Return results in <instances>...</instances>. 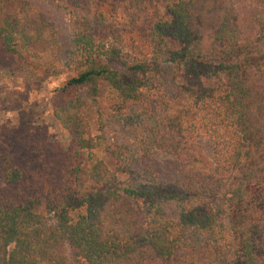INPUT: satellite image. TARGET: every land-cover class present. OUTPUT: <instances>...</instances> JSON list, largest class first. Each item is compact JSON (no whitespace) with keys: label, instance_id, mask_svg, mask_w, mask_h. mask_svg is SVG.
Here are the masks:
<instances>
[{"label":"trees","instance_id":"trees-1","mask_svg":"<svg viewBox=\"0 0 264 264\" xmlns=\"http://www.w3.org/2000/svg\"><path fill=\"white\" fill-rule=\"evenodd\" d=\"M62 1L82 13L52 114L71 139L0 126V264H264V0H163L160 15L144 13L154 0ZM120 28L144 46L125 51ZM1 56L42 79L64 64L28 0H0ZM157 151L175 176L150 174Z\"/></svg>","mask_w":264,"mask_h":264},{"label":"rangeland","instance_id":"rangeland-1","mask_svg":"<svg viewBox=\"0 0 264 264\" xmlns=\"http://www.w3.org/2000/svg\"><path fill=\"white\" fill-rule=\"evenodd\" d=\"M34 7L41 11L44 16L55 26L61 46L63 66L57 69L53 77L40 78L32 72L24 64H15L10 58H2L0 66V126L10 125L19 127L24 123H30L32 126L44 130L46 137L50 142H54L65 148L70 139V130L64 128L58 122L54 121L52 114L55 108L62 105L64 97L58 91V88L64 82L67 74V54L72 49L73 41L80 27L82 13L76 7H67L62 0H28ZM115 0H91L87 3V8L90 10L96 9L99 13H106L114 5ZM163 0H154L153 5H148L146 8L147 15L164 12ZM86 9H84L85 11ZM115 14V13H113ZM145 17V14H143ZM114 20V15H112ZM115 17H117L115 15ZM133 35L138 42H132ZM128 34L125 28H120V34L117 42L124 47L125 51H136L143 45L141 36L137 38L136 34ZM147 47L144 48L143 54H148ZM4 58V59H3ZM66 63V65H65ZM178 84H168L166 87L168 93L174 92V88ZM163 89V87L161 88ZM163 91L158 93V96H163ZM103 123L108 135L114 139L123 140L130 137V133H126V127L122 123L124 119L121 115L115 114L102 107ZM98 114L96 109L87 112V118L93 134H97L99 123L97 120ZM158 119V118H157ZM162 121L161 119H159ZM120 123V124H119ZM160 124V123H159ZM162 124V123H161ZM122 126L124 128L122 129ZM128 127V126H127ZM128 130V129H127ZM125 137V138H124ZM201 150L206 153L204 147ZM148 169L150 174L158 175L161 179H168L176 175V165L172 159L164 153L157 151L148 159ZM169 213L174 211L173 207L169 208ZM45 221L51 225L54 223L52 213L44 214ZM12 246L9 247V250ZM147 264H160L156 259H153Z\"/></svg>","mask_w":264,"mask_h":264}]
</instances>
